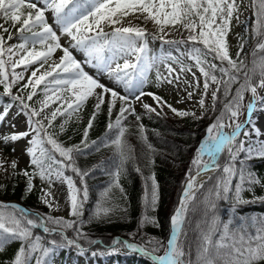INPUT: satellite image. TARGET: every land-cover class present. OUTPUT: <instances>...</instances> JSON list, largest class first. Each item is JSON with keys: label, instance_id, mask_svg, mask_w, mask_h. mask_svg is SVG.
Instances as JSON below:
<instances>
[{"label": "snow or ice", "instance_id": "obj_1", "mask_svg": "<svg viewBox=\"0 0 264 264\" xmlns=\"http://www.w3.org/2000/svg\"><path fill=\"white\" fill-rule=\"evenodd\" d=\"M249 6L255 17L249 39L256 41L251 52V67L241 59V53L248 42L244 37H241L235 59L229 51L228 35L231 32L232 20H239L241 3L238 0H43L42 7L32 0H0V20L4 21L0 23V30L4 33L9 32L4 26L5 23L12 27L19 25L17 31L22 41L8 45L3 35H0V85L3 86L4 94L12 96L13 87L25 80L24 72L28 71L31 65H39L21 86L22 93L31 89L27 91L26 97L12 96L13 101H19L21 111L28 117L29 130L0 137L5 144L31 137L26 153L30 157L29 167L32 171L22 170V174L27 177L26 194L31 193L34 188L33 179L39 177L42 183L48 184V189L41 188L42 202L50 211L54 208L58 209V204H54L52 199H49L50 189L54 182L64 183L68 190L69 216L79 218L82 216L83 203L88 198L87 189L83 190L81 197V189L77 187L73 178L65 173L71 171L83 184L84 177L89 173L82 171L76 165V156L83 154L84 149L99 151L102 146L111 145L119 158V166L114 173V186L119 187L122 166L132 152L131 145L125 139L128 128L123 122L128 115L135 116L137 121L141 119L133 107L134 100L140 101L148 113L155 112L160 115L157 108L162 110L167 106L177 116H195L194 112L171 108V105H167L163 98L155 93L140 91L134 96V100L128 95H121L86 73L82 63L73 56L72 48L80 50L85 55V62L96 67L98 71L106 73L117 84H123L125 90L142 88L146 73L153 66L154 59L148 54L149 34L138 26H117L129 15L139 13L146 21L151 20L157 26L159 35H153L152 39H160L168 44L185 45L183 55L187 60L192 61L191 64H185L179 58L169 57L179 65V72L166 63L167 75L158 73V85L165 82L172 84L174 80L179 81L183 73L190 72L196 81V86L199 87L200 77L192 71L194 67L203 77V95L199 100L202 109L212 84L216 85L215 90L212 91L214 106L219 100L218 93L221 90L225 97L231 95L232 98L224 104L220 115L206 129L207 136L200 143L191 162L196 175L203 172L222 171L223 173L217 177L213 188L204 196L203 220L196 224L197 235L194 245L187 242L185 224L189 206L195 199L194 191L203 185H195V177L191 175L192 169H190L180 205L170 218L171 231L167 245L150 240L148 243L153 244V248L148 252L141 245L116 239L113 241L112 250L114 251L117 245H123L133 252L149 255L152 264H261L264 262V216L235 217L234 206L233 216L224 221L217 212L218 201L234 199L236 204L247 203L248 201L243 198V192L251 191L254 185L264 186V181L244 167V160H240V166L237 167L241 153L245 154L247 160L264 158V142L239 139L241 133L244 137H250L249 131L239 122L245 93L250 92L252 95L251 102L247 104L248 118L245 124L252 123L251 117L258 102H264V96H260L258 92V89L264 90V0H251ZM47 11L52 12L56 23L60 26L61 34L66 35L72 42L70 47H63L60 44L59 36L47 23L45 16ZM139 18L137 16V19ZM105 26H111L112 31L105 32ZM170 26L176 29L182 28L188 33L187 38L179 41L165 39L170 34L165 29ZM11 39L12 36L9 34L8 40ZM37 44L41 46L39 51L36 50ZM57 50L63 55L58 62L53 60L49 64V60ZM17 56L19 59H14ZM129 56L133 59L129 60L127 58ZM119 59L124 60L123 64L119 63ZM217 60L219 64L214 62ZM45 65L47 68L41 72ZM22 66L24 71L17 72L16 69ZM217 72L220 76L216 75ZM184 82L188 83V81ZM237 83L239 87L232 95V85ZM41 85H43L44 99L39 101L40 108L36 109L27 101H32ZM189 86L191 87V84ZM97 89L100 91H96ZM145 95L150 96L157 107L144 103L142 97ZM192 95V92L188 93L189 99ZM93 96L96 98V104L87 126L83 129L80 144L65 146L58 139V135L66 130L69 119L73 116L79 118L78 113ZM57 101H59L58 106L50 114H45L42 119L38 118L45 109L56 104ZM117 101L120 102V108L113 121L111 118ZM104 105H107L109 116L107 132L99 141L93 140L89 143V130ZM7 115L8 108H5L0 112V121H3ZM58 116L65 117L59 126V133L55 130L49 131L54 129V121ZM139 131L141 139L147 144L143 125L139 126ZM255 131L259 135V130ZM148 148L151 150V145H148ZM225 152L228 154V160L221 166L218 158ZM0 167H3L2 161ZM11 167L15 170L17 162L13 161ZM149 179L152 181V191L150 200L147 195L145 196V208L151 206L155 211L158 203V185L154 175ZM108 196L109 190H106L102 193L101 199L107 201ZM255 199L264 200V197H254ZM110 211L111 208L98 204L94 216L100 219L102 216H107ZM78 222V220L51 215H29L26 210L15 204L0 203V250L8 241L18 240L20 247L10 264H31L33 259L35 264H46L45 258L61 242L69 246L81 247L77 240L65 239L64 236L67 230L72 229L76 231L78 237L85 238V234L77 227ZM147 223L158 226L155 218L145 213L141 225ZM37 228L42 229L44 233L58 232L60 241L52 240L49 242L51 247L45 246L41 237L34 235L33 229ZM161 249L163 254L156 255Z\"/></svg>", "mask_w": 264, "mask_h": 264}, {"label": "trees", "instance_id": "obj_2", "mask_svg": "<svg viewBox=\"0 0 264 264\" xmlns=\"http://www.w3.org/2000/svg\"><path fill=\"white\" fill-rule=\"evenodd\" d=\"M13 35L20 38L19 32H14ZM25 35H31V33H25ZM107 55L109 54L107 53ZM245 62L251 67L250 60H245ZM216 75L220 76V73L217 72ZM238 87L239 83L232 85V95L235 94ZM218 95L219 100L214 111L211 112L217 116L220 115L224 104L232 98L231 95L225 97L223 90ZM13 103L19 104L17 101L6 98L5 94L0 93L1 107L6 108ZM86 112H88L87 118L80 124L69 122L66 130L58 135V139L65 146L80 144L83 138V129L87 126L88 119L92 115L91 111L86 110ZM136 114L141 117L139 121L136 120L135 116L128 115L123 122L128 128L125 139L131 145L132 152L130 158L122 166L119 187L114 186V173L119 166V158L111 145L102 146L99 151L84 149L83 154L76 156V165L82 171H88L89 173L84 177L83 184L80 183L78 176L71 171H66V174L74 178L77 187L81 189V197L83 190L87 189L88 198L83 203L82 216L69 219L79 221L77 227L85 234V238L78 237L76 231L72 229L67 230L64 233L65 239L77 240L81 247L69 246L61 242L59 246L54 248L57 253L53 250L48 255L49 258L46 259V264H53L55 257L60 258L62 264L67 259L75 262L77 261V254L84 257V262L102 257L112 264H152L149 255L133 252L123 245H117L113 251V241L119 239L135 243L145 247L148 252H151L153 248V244L148 243L150 240L154 243L156 241L162 242L166 246L171 231L170 217L176 209L185 176L189 174L190 169L194 170L191 161L195 155L196 147L202 141V133L197 129L199 127L201 129L205 118L198 120L192 115L185 117L176 115L178 125L180 124L177 127L170 122H166L160 116L147 112ZM115 117L113 116L111 119L114 121ZM108 123V113L101 109L93 122V127L89 130V143L93 140L99 141L105 136ZM140 125L144 127L147 144L141 139ZM59 126L60 124L55 123L54 129H49V131L55 130L59 133ZM148 145H151V150H149ZM240 160H244L245 168L250 169L261 181H264V158L247 160L245 154L241 153L237 161V167L240 166ZM27 170L31 172L32 168L28 167ZM153 175L158 185V203L155 211L152 210L151 206L145 208V196L147 195L150 200L152 191V181L149 177ZM219 175H223V173L220 171L215 173L194 194L195 199L189 206L185 224L189 244L194 245L197 235L196 224L203 220L204 196L209 189L213 188ZM235 182L233 183L235 184ZM26 183L27 177L20 171L13 170L4 182H0V186H2L0 187V199L19 202L31 215L53 216L49 208L41 201V190L34 185L32 192L26 194ZM106 190H109V196L107 201H104L101 199V195ZM242 195L244 200L248 201L247 203L236 204L234 199L218 201L217 212L222 220L226 221L230 216H233L232 209L234 206L236 208L235 217L264 216V200H254V197H264V186L254 185L251 191H244ZM98 204L111 208L110 213L100 219H96L94 216ZM145 213L150 217H154L158 226L153 223L141 225V219ZM33 232L36 233L34 235L41 237V241L45 246L51 247L50 241H60L61 239L58 232L44 233L41 229H35ZM11 241H8L0 250V264H10L14 254L20 247V241L14 240V243H10ZM192 251L194 258V246ZM162 254L163 249L156 253V255ZM32 261L34 263L35 259ZM261 264H264V262H261Z\"/></svg>", "mask_w": 264, "mask_h": 264}, {"label": "rangeland", "instance_id": "obj_3", "mask_svg": "<svg viewBox=\"0 0 264 264\" xmlns=\"http://www.w3.org/2000/svg\"><path fill=\"white\" fill-rule=\"evenodd\" d=\"M32 1L37 3L38 6H41V7L43 6V0H32ZM238 2L241 3L240 12H239V20H236V19L232 20L231 32L228 35V41H229V46H230L229 51H230V55L233 57V59H235L236 53L239 50V44H240L241 37H244L248 42L245 44L244 51L241 53V59L252 61L251 52H252V49L256 41L249 39L250 30L255 21V17L252 14L253 10L249 6L251 0H238ZM45 16H46L47 23L52 27L53 31H55L56 34L59 36L60 44L63 47H70L72 42L66 35L61 34L60 26L56 23L55 17L53 16L52 12L47 11L45 13ZM137 16H139L140 18L137 19ZM0 23H4V21L0 20ZM4 26L9 29V32L4 33L2 30H0V35H3L8 45L18 44L22 42L20 38L13 35L14 32L16 33L18 32L17 28L19 27V25H17L16 27H12L10 24L5 23ZM117 26H120V27L138 26V27L144 28L146 32L149 34V39H148L149 53L148 54L150 57L154 59L152 60L153 66L146 73V80L142 88L140 89L133 88L130 90H125L123 84H117L114 80L110 79L106 73L98 71L96 67L90 66L87 62H85V55L83 52H81L78 49L72 48L71 51H72L73 56L82 63V67L84 71L92 75L94 78L99 80V82L104 84L105 86L111 89H114L121 95H128L130 96V98H133V100H134V96L138 95L140 91H143L145 93H155L156 95L162 97L167 105H171V108H175L178 111L194 112L195 116L193 117L198 120L205 118V120L202 122L203 126L201 127V129L200 127L197 129V131L202 133L201 140L203 141L207 136L206 129L218 117L216 114L211 113L212 111H214V108H215V106L213 105V101H212V91L215 90L216 85L215 84L211 85L208 91V94L205 97V105L203 109L199 105V100L201 99V96L203 95V77L200 76V73L197 72L194 67L192 71L196 72L197 77H200L199 87L196 86V81L194 80L192 73L190 72L183 73L180 77V80L179 81L174 80L172 84L165 82V83H161L158 85L157 84L158 73L161 75H165V76L167 75V72L165 69L166 63L170 64L173 68L177 70V72H179V65L174 63L169 57L179 58L185 64L192 63V61L187 60V58L183 55V51L186 46L181 45V44L163 43L160 39H155V40L152 39L153 35H159L157 31V26L151 20L146 21L143 18V16L140 15L139 13L129 15L123 20L122 24L117 25ZM246 29H248V31H246ZM37 31H39V29H37ZM104 31L111 32L112 27L105 26ZM165 31L170 33L167 37H165V39H168V40L179 41L181 39H186L188 35V33L184 31L182 28L176 29V28H172L171 26L169 28H166ZM9 34H11L12 36L11 40H8ZM29 47H31V45H29ZM36 50L38 51L41 50V46L39 44L36 45ZM21 55H23V53H21ZM62 55L63 53L57 50L54 53L52 59L49 60V64H51L53 60L58 62L59 58ZM127 58L129 60L133 59V57L131 56ZM14 59H19V56L14 57ZM123 62H124L123 59H119V63L123 64ZM214 62L217 64L220 63L218 60ZM38 66H39L38 64L31 65L28 71L24 72L25 80L20 81L15 87H13L12 96L24 95L26 97L27 91H30L31 89L29 88L28 90L22 93L20 91L21 86L26 82L27 77L31 75V72L34 71ZM46 68H47V65H45L44 69H41V72H43ZM16 71L17 72L24 71L23 66L20 68H17ZM39 74L40 73H37V75ZM184 81H188V83H185ZM189 84H191V87L189 86ZM42 88H43V85H41L37 89V94L33 97L32 101H27V103H29L32 107L36 109L40 108L39 101H42L44 99ZM96 91L99 92L100 89H97ZM189 92L193 93L190 99L188 97ZM258 92L260 96H264V90L258 89ZM0 93L4 94L2 85H0ZM245 94L246 96L243 102L244 107L242 108V114L239 116V122L245 126V130L249 131L248 125L250 124H245V121L248 118L247 117V104L252 100V95L250 92L245 93ZM64 95H68V94L64 93ZM5 96L6 98L12 99V96H9V95H5ZM107 98L108 97H106V99ZM148 98L151 99L149 100L150 101L149 105L151 107H157L156 102L153 101V99L150 96H148ZM17 102L19 103V101ZM58 104H59V101H57L56 104H52L51 107H49L48 109H45V111L41 113V116L38 118L42 119L45 114H50L51 111L58 106ZM95 104H96V98L94 96L90 97L85 103V105L83 106V109L78 113L79 118H77L76 116H73L71 119L68 120V124L69 122H75V123L80 124V122H82L84 119L87 118L88 112H86V110L93 112ZM139 104H141L140 101L134 100L133 107L135 108V112L145 113L146 112L145 110L138 109ZM6 108H8V115L5 117L3 121H0V137L6 136L12 133L28 131L29 130L28 129V117L24 114L23 111H21L20 104L18 105L14 103L9 104V106ZM119 108H120V102L117 101L116 106L113 108L112 117L116 116L119 113ZM4 109H5L4 107L0 106V112H3ZM102 109L107 111V105H104ZM157 111L160 112V115H157L155 112L150 113V114H153L155 116H160L166 122H170L171 124H174L177 127L180 126V124L178 125L177 116L171 111L169 107L164 106L162 110L160 108H157ZM263 113H264V102H258L257 107L254 110L253 115L251 117L252 123L258 117H261ZM64 119L65 117L58 116L57 119L54 121V125L55 123L61 124L64 121ZM44 123L46 124L47 121L45 120ZM225 131H231V129H225ZM30 139L31 137H26L16 142H9L7 144H5L3 140H0V161L3 162V167H0V182L1 183L4 182L10 176L11 172L13 171L11 167V164L13 161L17 162V167L15 170H18L21 173H22V170L27 169L29 167L30 157L27 155L26 149L29 147L28 141ZM239 139H242V140L250 139L252 142H264V137H260V135H257L254 137L250 134V137H244L243 133H241V136L239 137ZM199 145L195 149V155H196ZM13 149H15V151H13ZM195 155L193 156V158L195 157ZM218 159H219V163L221 164V166H223V164L227 162L228 160L227 152L221 154V156ZM194 173H196L195 168L192 171L191 175H193ZM188 177H189V174H186L185 180L183 182L184 184L183 187L185 186V183L187 182ZM34 185L39 190H41V188L48 189V184L46 182L42 183L39 177L34 179ZM62 186H66L67 188L66 184L57 181V182H54L52 188L50 189V192L52 194H51V197H49V199H52L54 204H58V209L55 208L56 213L53 212L54 210H51L50 212H52V215L54 217H64L65 219H72L73 217L69 216V206H68V201H67V194L65 190L62 188ZM196 192L197 190L194 191V194ZM64 195H66V198L64 197ZM42 196H43V193L41 192V197ZM0 203L7 204V205L15 204L19 208L24 209L19 202H14V201L7 202V201H3L0 199ZM193 210H194V207H193ZM29 215L31 214L29 213ZM39 215L41 216V214ZM37 230H39V228H37ZM169 236H168V239H169ZM15 241L19 242L18 240H15ZM167 241H166V245H167ZM10 243H14V240H12ZM53 250L56 251L55 253H57V250L55 249ZM77 255H78L77 261L74 262L71 259H67L64 262V264H112L110 261L107 262L102 257L84 262V257L79 254ZM47 258H49V256L45 258V261ZM53 262H54L53 264H62L60 262V258L58 257L57 258L55 257ZM31 264H35V262L33 263L32 261Z\"/></svg>", "mask_w": 264, "mask_h": 264}, {"label": "bare ground", "instance_id": "obj_4", "mask_svg": "<svg viewBox=\"0 0 264 264\" xmlns=\"http://www.w3.org/2000/svg\"><path fill=\"white\" fill-rule=\"evenodd\" d=\"M142 100H143V102L144 103H147V104H149V100H151L150 98H148V96H144V97H142ZM251 102V101H250ZM249 102V103H250ZM141 103V102H140ZM138 109L139 110H145L144 108H143V106H142V104H139L138 105ZM253 115V114H252ZM256 129H258L259 130V135H260V137H264V113L262 114V116L261 117H258L256 120H254V122L253 123H251L250 125H248V130H249V132H250V134L252 135V136H257V133H256ZM192 176H194L195 177V185L196 186H199V185H202L201 183L203 182V179H204V177L203 178H201L200 176H198V175H196V174H194V175H192ZM185 184H187V182L185 183ZM62 188L65 190V192H66V194H67V188H66V186H62ZM184 189H185V187L183 188V192H184ZM199 189V188H198ZM52 194V193H51ZM181 196V195H180ZM182 196H183V193H182ZM64 197L66 198V195H64ZM180 199V198H179ZM179 201V200H178ZM54 211L53 212H55L56 213V210H55V208L53 209ZM174 214V213H173ZM172 214V215H173Z\"/></svg>", "mask_w": 264, "mask_h": 264}, {"label": "water", "instance_id": "obj_5", "mask_svg": "<svg viewBox=\"0 0 264 264\" xmlns=\"http://www.w3.org/2000/svg\"><path fill=\"white\" fill-rule=\"evenodd\" d=\"M196 174V173H195ZM212 174H214V172H203V173H201L200 175H198V176H200L201 178H203L204 177V179H203V182L204 181H206ZM203 182L201 183V184H203ZM184 187H186V184H185V186ZM182 193H183V191L181 192V196H180V199H179V201H178V203H177V206L176 207H179V205H180V200H181V198H182ZM170 229H171V224H170Z\"/></svg>", "mask_w": 264, "mask_h": 264}]
</instances>
